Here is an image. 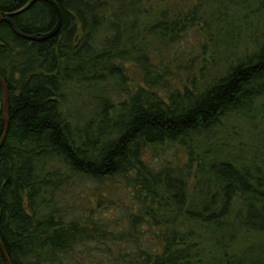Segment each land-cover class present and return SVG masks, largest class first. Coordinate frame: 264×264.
Returning <instances> with one entry per match:
<instances>
[{
    "label": "trees",
    "instance_id": "1",
    "mask_svg": "<svg viewBox=\"0 0 264 264\" xmlns=\"http://www.w3.org/2000/svg\"><path fill=\"white\" fill-rule=\"evenodd\" d=\"M32 1L0 13L25 9L19 30L46 34L55 11ZM56 1L62 28L46 42L0 24L10 264H264V149L240 143L264 120V0ZM4 104L0 84V143ZM167 144L187 163L160 164Z\"/></svg>",
    "mask_w": 264,
    "mask_h": 264
},
{
    "label": "rangeland",
    "instance_id": "2",
    "mask_svg": "<svg viewBox=\"0 0 264 264\" xmlns=\"http://www.w3.org/2000/svg\"><path fill=\"white\" fill-rule=\"evenodd\" d=\"M226 1V0H225ZM242 0H235V3L238 4L239 2H241ZM254 2H251L249 4V7L253 8L254 6ZM264 18V17H263ZM257 20V19H256ZM264 21V20H263ZM230 23V21H229ZM200 32L198 31H194L192 33H190L189 35V44H190V47L193 49H191L192 51L196 52L198 55H200L199 58H207L209 57V54L210 52H208L209 50V46H207V49H203L202 45L204 43H207L205 39H200ZM203 43V44H202ZM189 60V58H187L185 61ZM190 62L192 60H189ZM196 61V60H195ZM203 61L202 60H199L197 63H196V70L193 71V74H198L199 75V69L200 67L202 66L201 62ZM195 66V64H194ZM197 75V77H198ZM189 75H184L183 76V82L185 83H188V78ZM193 79V78H192ZM191 79V80H192ZM76 95H72L71 98H70V101H69V108H71V111L73 110V115L74 117L76 118L75 116V110L74 111V100L73 98H75ZM85 108V107H84ZM88 109V108H87ZM87 109L82 112H80L82 115H86L88 113ZM257 125V128L254 129L255 133L254 134H248V136H246L247 138H243V139H240V143H245V144H250V141L252 142H255V143H260L261 145H258L255 149H258L259 147H261L262 149H264V120H261L259 118V120L255 123ZM240 126V132H252L253 128H250L248 125L244 124V123H239L238 124ZM237 125V126H238ZM236 126V127H237ZM235 132H238V130L236 129ZM233 141H236L238 142V139H235ZM156 149H161L160 151L156 152L157 156H158V161L160 164H170L172 165L173 167H182L184 164L187 163V160H188V157H187V154H186V151L184 150L183 147L179 146L178 144H167V145H164L160 148H156ZM122 191L121 192H118L117 193V196H116V199H122V200H126L127 201V193L121 189Z\"/></svg>",
    "mask_w": 264,
    "mask_h": 264
},
{
    "label": "water",
    "instance_id": "3",
    "mask_svg": "<svg viewBox=\"0 0 264 264\" xmlns=\"http://www.w3.org/2000/svg\"><path fill=\"white\" fill-rule=\"evenodd\" d=\"M37 1L39 0H33L27 7V8H30L34 3H36ZM50 5L53 7L54 11H55V14H56V17H57V23H56V26L48 33L46 34H41V35H27L23 32H21L19 30V28L17 27L16 23L13 21V18L14 16L22 13L25 9H23L22 11L18 12L17 14H12V15H9L8 17L4 18L1 13H0V24L2 23H6L10 26V28L12 29L13 33L26 40V41H31V42H46L52 38H55L59 35L60 31H61V28H62V22H63V14H62V10L61 8L59 7V4L57 3L56 0H50L49 1ZM0 84L3 86L4 88V92H5V104H4V117H5V120H6V131H5V134H4V137L0 143V148L2 147V145L4 144L6 138H7V135H8V130H9V125H8V121H7V105H8V101H9V95H8V91H7V88H6V85H5V82L4 80L0 77ZM0 218H1V213H0ZM0 248L3 252V255L7 261L8 264H10L7 256H6V253L0 243Z\"/></svg>",
    "mask_w": 264,
    "mask_h": 264
}]
</instances>
